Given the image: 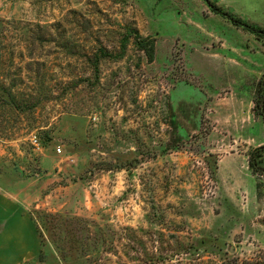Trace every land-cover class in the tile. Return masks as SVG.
Listing matches in <instances>:
<instances>
[{
  "label": "rangeland",
  "instance_id": "rangeland-1",
  "mask_svg": "<svg viewBox=\"0 0 264 264\" xmlns=\"http://www.w3.org/2000/svg\"><path fill=\"white\" fill-rule=\"evenodd\" d=\"M247 25L264 0H0V264H264Z\"/></svg>",
  "mask_w": 264,
  "mask_h": 264
},
{
  "label": "trees",
  "instance_id": "trees-1",
  "mask_svg": "<svg viewBox=\"0 0 264 264\" xmlns=\"http://www.w3.org/2000/svg\"><path fill=\"white\" fill-rule=\"evenodd\" d=\"M249 29H251L252 32H255L257 35L261 32L264 33L263 28H258L253 25H247ZM153 41L150 40L148 44H146V54L148 59L152 58L153 55ZM253 112L254 114L258 115L261 117L263 124H264V72L260 75L257 81V86H256V93H255V100L253 104ZM262 149L264 150V145L261 147L256 148L255 150L252 151L249 156V165L253 170H257V162H256V156H259L262 152ZM258 171V170H257ZM261 263V262H259Z\"/></svg>",
  "mask_w": 264,
  "mask_h": 264
},
{
  "label": "built area",
  "instance_id": "built-area-1",
  "mask_svg": "<svg viewBox=\"0 0 264 264\" xmlns=\"http://www.w3.org/2000/svg\"><path fill=\"white\" fill-rule=\"evenodd\" d=\"M32 140H33L34 143L37 142V139L35 137H33Z\"/></svg>",
  "mask_w": 264,
  "mask_h": 264
},
{
  "label": "water",
  "instance_id": "water-1",
  "mask_svg": "<svg viewBox=\"0 0 264 264\" xmlns=\"http://www.w3.org/2000/svg\"><path fill=\"white\" fill-rule=\"evenodd\" d=\"M212 160H213V156H211ZM212 164L214 163V161L211 162Z\"/></svg>",
  "mask_w": 264,
  "mask_h": 264
}]
</instances>
